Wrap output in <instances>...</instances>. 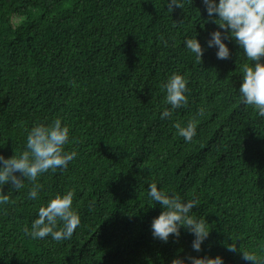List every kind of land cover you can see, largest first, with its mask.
<instances>
[{
    "label": "trees",
    "instance_id": "trees-1",
    "mask_svg": "<svg viewBox=\"0 0 264 264\" xmlns=\"http://www.w3.org/2000/svg\"><path fill=\"white\" fill-rule=\"evenodd\" d=\"M168 2L0 0V155L19 157L31 128L57 118L70 129L65 151L77 152L67 169L37 178L36 199L27 179L19 190L3 186L0 264H191L189 256L251 264L241 251L264 259V117L239 93L241 67L253 62L234 40L223 41L230 58H217L207 42L224 30L202 0H179L172 12ZM189 38L204 48L201 64ZM173 73L188 81V103L161 119ZM193 118L186 142L173 125ZM152 183L199 202L190 215L210 231L201 251L184 227L167 243L153 237L164 209L148 194ZM67 191L81 221L72 238L26 235L39 208Z\"/></svg>",
    "mask_w": 264,
    "mask_h": 264
},
{
    "label": "clouds",
    "instance_id": "clouds-1",
    "mask_svg": "<svg viewBox=\"0 0 264 264\" xmlns=\"http://www.w3.org/2000/svg\"><path fill=\"white\" fill-rule=\"evenodd\" d=\"M202 2L210 21L224 30L212 32L211 39L207 42L209 48L218 49L217 58L220 60L230 58V50L223 41L234 40L243 50L248 61L253 62L245 63L241 67L243 76L239 88L240 99L243 104L253 107L259 116L264 117V62H261L264 60V0H219L218 4L216 0H202ZM183 7V3L179 0H170L167 4V10L170 12L174 8L183 9ZM214 14L218 18H213ZM161 39L167 46V41L163 40V37ZM185 46L195 54L196 63L201 64L204 48L200 42L196 38H189L185 41ZM187 84L188 81L182 75L173 73L163 85L167 93L166 103L171 106V110L165 109L161 119L171 118L175 109L187 105L188 98L185 95L189 91ZM198 114L202 116L204 109L201 108ZM173 126L186 142H191L196 135L195 118L186 126H181L179 122ZM69 133V127L62 126L60 118L49 125L37 124L28 132L26 150L22 155L19 157L14 155L7 159L0 155V205L10 202L9 195L3 193L4 185L11 184L14 189L19 190L24 187V180L27 179L32 182L28 198L36 199L42 188L41 184L36 183L39 176L49 170L55 172L57 169H67L69 162L77 156L75 150L65 151L64 146L69 143ZM149 186V196L164 209L152 221L153 237L167 243L170 236L179 238L180 228L184 227L195 236L193 249L197 252L201 251V245L208 238L210 231L206 219L197 220L190 215L199 202L190 200L185 203L179 196L159 190L156 183ZM74 195V191H67L63 195L57 194L46 206H41L31 230L25 226V234L33 239L51 236L57 242L71 239L81 223L78 213L72 207ZM227 250L236 252V242L227 245ZM241 252L242 258L250 261L251 264H264V259L255 253ZM186 259L191 264H224L219 256L216 258L189 256ZM171 264H184V260L176 258Z\"/></svg>",
    "mask_w": 264,
    "mask_h": 264
},
{
    "label": "bare ground",
    "instance_id": "bare-ground-1",
    "mask_svg": "<svg viewBox=\"0 0 264 264\" xmlns=\"http://www.w3.org/2000/svg\"><path fill=\"white\" fill-rule=\"evenodd\" d=\"M8 117V116H7Z\"/></svg>",
    "mask_w": 264,
    "mask_h": 264
}]
</instances>
